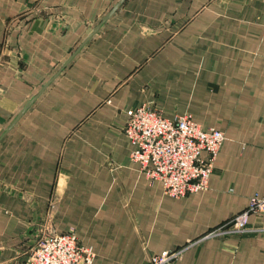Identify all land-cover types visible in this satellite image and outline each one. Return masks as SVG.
I'll use <instances>...</instances> for the list:
<instances>
[{"label": "crops", "instance_id": "1", "mask_svg": "<svg viewBox=\"0 0 264 264\" xmlns=\"http://www.w3.org/2000/svg\"><path fill=\"white\" fill-rule=\"evenodd\" d=\"M142 104L224 132L206 189L168 196L131 160ZM257 193L264 0H0V264L48 230L75 233L93 264H149ZM179 264H264V233L207 239Z\"/></svg>", "mask_w": 264, "mask_h": 264}, {"label": "built area", "instance_id": "2", "mask_svg": "<svg viewBox=\"0 0 264 264\" xmlns=\"http://www.w3.org/2000/svg\"><path fill=\"white\" fill-rule=\"evenodd\" d=\"M126 134L134 144L132 160L152 182L161 181L164 193L182 198L208 187L215 161L225 141L223 131L205 129L191 114L163 116L150 105L128 109ZM264 213V194H254L246 209L208 230L188 244L154 254L149 264H179L185 251L207 239L264 233L250 225V215ZM95 252L75 233L48 230L33 245L23 264H93Z\"/></svg>", "mask_w": 264, "mask_h": 264}, {"label": "water", "instance_id": "3", "mask_svg": "<svg viewBox=\"0 0 264 264\" xmlns=\"http://www.w3.org/2000/svg\"><path fill=\"white\" fill-rule=\"evenodd\" d=\"M113 11L114 10H112L111 12H110V14H108V16H106V18H108L109 17V15H111L112 13H113ZM105 18V19H106ZM100 28V25L95 29V31H97L98 29ZM77 51H79V50H77ZM77 53V52H76ZM76 53L71 57V59L66 63V64H68L71 60H72V58L76 55ZM65 64V65H66ZM61 71V70H60ZM60 71L54 76V77H57L58 76V74L60 73ZM41 93V92H40ZM40 93L34 98V100L32 101V103L39 97V95H40ZM31 105V104H30Z\"/></svg>", "mask_w": 264, "mask_h": 264}, {"label": "rangeland", "instance_id": "4", "mask_svg": "<svg viewBox=\"0 0 264 264\" xmlns=\"http://www.w3.org/2000/svg\"><path fill=\"white\" fill-rule=\"evenodd\" d=\"M125 132H126V131H125ZM131 153H132V152H131ZM131 160H132V158H131ZM132 161H133V160H132ZM133 162H134V161H133ZM136 164H137V163H136ZM246 208H247V207H246ZM246 208H245V209H246ZM250 216H251V215H250ZM249 220H250V218H249ZM38 235H39V234H38ZM40 237H41V235H40V236H37L36 238L39 239ZM183 246H184V245H183ZM150 260H151V259H150ZM149 262H150V261H149Z\"/></svg>", "mask_w": 264, "mask_h": 264}]
</instances>
